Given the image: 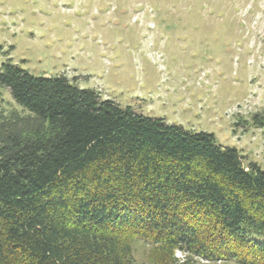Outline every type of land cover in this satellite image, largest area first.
<instances>
[{
	"label": "trees",
	"instance_id": "trees-1",
	"mask_svg": "<svg viewBox=\"0 0 264 264\" xmlns=\"http://www.w3.org/2000/svg\"><path fill=\"white\" fill-rule=\"evenodd\" d=\"M0 84L22 110L0 111V264H143L140 240L149 264H264V170L236 148L64 75L8 61Z\"/></svg>",
	"mask_w": 264,
	"mask_h": 264
},
{
	"label": "rangeland",
	"instance_id": "rangeland-1",
	"mask_svg": "<svg viewBox=\"0 0 264 264\" xmlns=\"http://www.w3.org/2000/svg\"><path fill=\"white\" fill-rule=\"evenodd\" d=\"M8 61L213 133L264 170V0H0V70ZM0 111H22L1 84ZM150 248L135 244L138 263Z\"/></svg>",
	"mask_w": 264,
	"mask_h": 264
}]
</instances>
